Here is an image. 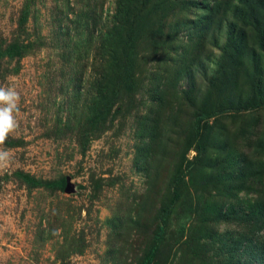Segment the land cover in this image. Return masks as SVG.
Instances as JSON below:
<instances>
[{"label": "rangeland", "instance_id": "rangeland-1", "mask_svg": "<svg viewBox=\"0 0 264 264\" xmlns=\"http://www.w3.org/2000/svg\"><path fill=\"white\" fill-rule=\"evenodd\" d=\"M124 1L0 0V264H264V0Z\"/></svg>", "mask_w": 264, "mask_h": 264}, {"label": "trees", "instance_id": "trees-1", "mask_svg": "<svg viewBox=\"0 0 264 264\" xmlns=\"http://www.w3.org/2000/svg\"><path fill=\"white\" fill-rule=\"evenodd\" d=\"M117 2V7H116V11H115V15L114 17H112L111 19V24L109 26V30H107L105 32V36H107L108 39L113 38L114 36H120L121 32H124L125 34H127V32L129 31V26L127 27L126 25V17L125 16V12L127 10V5L125 3L124 0H116ZM107 39V41H108ZM124 57V56H123ZM112 58V57H111ZM123 65H125L124 63L121 64L120 67H122ZM108 65L103 68V74L102 76L98 77L96 82H95V87H96V91L95 94L96 96H98L99 98L103 97L106 94H113L115 92H118V90L120 89V87L124 88L125 84L123 82V79L119 76V73H121V71H115L114 69L112 71L117 72V76L116 77H112L114 78V82L112 81L113 79L110 78L108 80V78L106 76H108L109 73V69H108ZM112 69V68H111ZM125 68L122 67V71H123V75L128 76V71L127 73H125ZM256 72H254L255 77L252 78L253 83V91H257V89L260 88V86H262L264 77H263V72L264 70H260L258 69V67H255ZM108 86V87H107ZM106 87V88H105ZM256 101H252V103L249 106H256ZM212 105L208 108V112L206 111H202L200 110L199 112H201V115H204L205 117H209L211 116L213 113L217 112L220 108V105ZM196 129H198V126L196 127ZM264 175V174H263ZM260 178H263V176H261ZM63 181H58L56 182L57 185L62 186ZM179 193L174 189L171 193V198H170V203H173L177 198H178ZM264 205V201L261 202V204L259 206H263ZM253 221L254 223H261V225H264V213L259 211L257 212L254 216H253ZM149 262V258L146 259L143 264H148Z\"/></svg>", "mask_w": 264, "mask_h": 264}, {"label": "clouds", "instance_id": "clouds-1", "mask_svg": "<svg viewBox=\"0 0 264 264\" xmlns=\"http://www.w3.org/2000/svg\"><path fill=\"white\" fill-rule=\"evenodd\" d=\"M20 95L14 86L0 87V145L18 128L15 113L19 111ZM12 159L11 153L0 148V169H6Z\"/></svg>", "mask_w": 264, "mask_h": 264}, {"label": "water", "instance_id": "water-1", "mask_svg": "<svg viewBox=\"0 0 264 264\" xmlns=\"http://www.w3.org/2000/svg\"><path fill=\"white\" fill-rule=\"evenodd\" d=\"M68 186H66V188H67Z\"/></svg>", "mask_w": 264, "mask_h": 264}]
</instances>
